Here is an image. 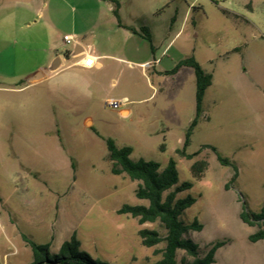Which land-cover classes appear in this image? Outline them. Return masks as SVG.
<instances>
[{
	"label": "rangeland",
	"instance_id": "obj_1",
	"mask_svg": "<svg viewBox=\"0 0 264 264\" xmlns=\"http://www.w3.org/2000/svg\"><path fill=\"white\" fill-rule=\"evenodd\" d=\"M119 3L121 22L146 28L151 43L119 30L106 0H0V264L32 262L21 235L51 253L74 236L79 252L108 264L159 260L161 246H142L136 220L117 213L145 202L135 197V182L111 173L107 138L131 147L133 162L164 168L174 161L179 183L192 184L177 199H195L180 219L202 225L190 239L201 253L225 243L213 264H264V240L251 243L257 229L239 218L264 205V0ZM67 34L127 61L101 60L92 73L67 69L37 89L17 85L54 55L51 49L71 48ZM189 57L212 76L186 148L200 151L191 160L177 151L195 116L194 73H154ZM145 60L153 63L140 68ZM123 109L128 117L120 116ZM204 147L233 163V183L234 169ZM197 161L206 162L198 179L191 170ZM190 260L176 252L177 264Z\"/></svg>",
	"mask_w": 264,
	"mask_h": 264
},
{
	"label": "trees",
	"instance_id": "obj_2",
	"mask_svg": "<svg viewBox=\"0 0 264 264\" xmlns=\"http://www.w3.org/2000/svg\"><path fill=\"white\" fill-rule=\"evenodd\" d=\"M113 5L112 14L117 21V26L130 33L146 39L151 43V36L146 28L136 30L133 27L123 24L119 17V0H107ZM174 18L171 20L173 23ZM152 49V46H151ZM68 53H65L67 57ZM182 68H189L195 78V116L190 122L186 131L182 148L177 151L180 157L191 160L196 154L186 153L190 144L193 129L203 117V100L207 89L212 85V76L205 73L201 66L192 58H185L178 62L170 71L159 73L165 76H174ZM107 150V159L110 162V171L113 175H126L130 181L136 183L134 195L137 200L145 202L143 205L132 206L124 204L117 211L118 214L127 215L135 219L141 227L138 236L142 246L155 248L154 254L159 260L154 264H177L176 252L183 251L191 260L186 264H213L214 256L224 242L212 244L205 253H201L198 246L190 239L191 232H200L202 225L195 219L185 224L181 219L183 212L195 203V199L186 196L184 199H177V195L191 189L190 182L179 183L178 174L173 160H169L164 168L154 162L139 160L133 162L130 159L132 148L129 146L119 147L110 139H103ZM209 148L216 156L218 162L223 166H230L235 174L231 180L234 182L237 172L236 167L228 159L222 157L214 148ZM205 161H197L191 166L193 176L201 178ZM225 186V188H227ZM240 220L249 227H255V233L248 237L251 243L264 240V205L259 213H252L243 209L239 216ZM146 224H157V229H148L142 226ZM22 240L30 248L32 262L30 264H108L106 262L92 259L86 253L79 252V243L72 236L64 242L58 252L51 253L48 245H39L31 241L27 236L21 235Z\"/></svg>",
	"mask_w": 264,
	"mask_h": 264
},
{
	"label": "crops",
	"instance_id": "obj_3",
	"mask_svg": "<svg viewBox=\"0 0 264 264\" xmlns=\"http://www.w3.org/2000/svg\"><path fill=\"white\" fill-rule=\"evenodd\" d=\"M111 5L109 6L108 10L112 14L113 6H111ZM113 24L117 26V21H116L114 16H113ZM117 28L119 30H124V29L119 28L118 26H117ZM124 31H127V30H124ZM127 32H129V31H127ZM132 35H134V34H132ZM65 36H71L74 38V40L70 44L64 43L65 45H71V48L69 50H65V51L59 52V53H57V49H55V48L51 49V51L55 50L54 55H52L50 57V59L48 58V60L45 64H39L35 68L30 70L24 76V80H19L17 85L24 84V85H26V86H24V88L29 87L32 89H37V88L41 87L42 85L46 84L47 82H49L50 80L57 78L58 76H60L61 73H63L67 69L69 70V69L75 68V69L79 70L80 72L92 73L94 71H99L103 68V64L101 63V60L115 59L118 61H127V60H124L122 58H118L115 55L111 54L109 50L101 49L99 47L94 49L88 44H84L83 42L77 41L76 40L77 39L76 34H67ZM134 36H136V35H134ZM65 53H68L67 57L65 56ZM85 53H88V54L90 53L93 56H95L97 58V64L99 65V67L85 68L84 66H82L80 59H82V56ZM65 61H71V64H69L68 66L65 67L64 66ZM156 61L157 60L154 61V65H156ZM152 63H153V60H145L143 62H138L137 64L140 66V68H144V67L149 66V64H152ZM128 65L131 67L134 66V64L132 62H129ZM162 72H165V71L155 70V67H154V73L156 74V76L169 77V76L159 74ZM205 95H206V93H205ZM204 98H205V96H204ZM203 102H204V100H203ZM119 114L122 117H128L130 114V110L123 109L119 112ZM85 124L92 128L93 120L90 118H86Z\"/></svg>",
	"mask_w": 264,
	"mask_h": 264
},
{
	"label": "built area",
	"instance_id": "obj_4",
	"mask_svg": "<svg viewBox=\"0 0 264 264\" xmlns=\"http://www.w3.org/2000/svg\"><path fill=\"white\" fill-rule=\"evenodd\" d=\"M73 40L74 38L71 36H64L63 38L65 44H70ZM80 62L85 68L99 67V65L97 64V58L90 53H85L82 56V59H80Z\"/></svg>",
	"mask_w": 264,
	"mask_h": 264
}]
</instances>
